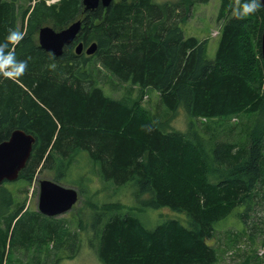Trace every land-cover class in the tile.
I'll return each instance as SVG.
<instances>
[{"label":"trees","instance_id":"obj_1","mask_svg":"<svg viewBox=\"0 0 264 264\" xmlns=\"http://www.w3.org/2000/svg\"><path fill=\"white\" fill-rule=\"evenodd\" d=\"M185 1L192 2L112 0L83 11L82 0H35L22 40L5 49L27 67L17 75L19 69L10 66L5 76L0 65V140L16 128L36 138L20 177L54 167L58 182L75 153L87 151L104 180L138 187L136 207H96L91 231L103 264H219L209 243L217 223L239 206L243 214L255 204L264 206V6L241 19L231 13L245 0H222L225 20L216 56L208 59L206 40L187 36L180 25L189 10ZM77 19L83 20L75 43L60 55L37 44V26L60 30ZM11 30L18 31L15 0H0V44ZM81 41L97 42L96 52L77 54ZM91 58L120 82L138 85L141 92L157 90L168 119L141 108L139 98L106 94L87 68ZM181 110L192 117L186 131L172 123ZM241 113L257 114L242 144L207 141L193 129V118ZM1 201L0 264L8 245L13 252L49 241L56 247L68 241L70 249L76 244L75 237L63 236L61 223L41 213L9 215L11 198ZM147 207L185 213L187 224L169 219L147 227L139 216Z\"/></svg>","mask_w":264,"mask_h":264},{"label":"rangeland","instance_id":"obj_2","mask_svg":"<svg viewBox=\"0 0 264 264\" xmlns=\"http://www.w3.org/2000/svg\"><path fill=\"white\" fill-rule=\"evenodd\" d=\"M155 1L175 4L183 0ZM46 2L53 4L59 0H46ZM15 3L17 30L23 34L28 26V18L35 0H15ZM184 5H187L189 10L186 13H184L186 10L182 11L180 25L187 36H194L202 41L206 40V58L214 59L220 41V30L225 20L221 13L222 0H192L191 4L185 1ZM29 8L30 12L23 18L24 12ZM179 11L181 12V9ZM238 11L239 3L233 9L231 16ZM37 32L38 26L35 33L36 40ZM96 62L91 58L87 68L90 70L91 77L99 82L106 94L115 98H139L141 108L160 115L163 120L168 119L170 113L162 104L160 93L157 90L147 87L143 88L141 92L138 85L120 82L100 63ZM1 70L5 76L10 75V71L4 66L1 67ZM179 113L173 117L172 123L178 129L186 131L192 117H188L183 110ZM192 120L195 121L193 129L207 141L214 138L242 144L248 140L250 130L256 124L257 114L241 113L232 117L212 120L204 118L196 120L193 118ZM56 175L57 171L54 167H44L37 169L31 177H19L13 181L3 182L0 188V205L3 198L10 197L11 204L7 214L18 213L19 216L29 212L37 215L43 214L39 209L40 180H57ZM58 183L66 187H75L79 191V199L66 212L55 216H45L53 222L61 223L65 229L63 236L68 237L67 240L75 237L76 244L70 249L68 241H64L58 247L54 245V242L49 241L41 247L35 245L29 250L15 249L13 252L8 245L4 264H37L40 256L41 264H103L97 255V239L91 231L97 205L101 206L106 202H121L127 207H136L138 204L136 196L138 187L134 182L117 186L104 180L87 151L75 153L64 176L61 175L58 178ZM146 198H148L147 195L141 196V199ZM258 199L260 200V198ZM244 212L245 208L239 206L216 225L215 234L210 238L209 243H212L217 251L219 264H264V206L255 204L247 214H243ZM139 216L150 228L169 219H177L185 225L188 221L185 213L174 211L169 207H147ZM0 223L4 226L2 218ZM40 250H42V254L38 256Z\"/></svg>","mask_w":264,"mask_h":264},{"label":"water","instance_id":"obj_3","mask_svg":"<svg viewBox=\"0 0 264 264\" xmlns=\"http://www.w3.org/2000/svg\"><path fill=\"white\" fill-rule=\"evenodd\" d=\"M112 0H82L84 10L95 9L100 4L107 6ZM82 20L70 22L61 30L50 25L41 26L38 39L42 48L60 55L65 45L72 43L81 29ZM261 54L264 59V29L261 35ZM98 48L97 42L85 46L81 41L76 47V53L83 50L87 55H93ZM36 138L33 134L21 128L14 129L9 138L0 142V184L5 180L13 181L19 178L33 151ZM79 199V191L75 187H66L55 180H40L39 209L47 216H55L70 210Z\"/></svg>","mask_w":264,"mask_h":264},{"label":"clouds","instance_id":"obj_4","mask_svg":"<svg viewBox=\"0 0 264 264\" xmlns=\"http://www.w3.org/2000/svg\"><path fill=\"white\" fill-rule=\"evenodd\" d=\"M262 6H264V0H245L237 13L238 18L243 19L245 16L255 13ZM22 38L21 32L11 30L6 37V43L0 44V65L4 66L5 69L10 66L18 68L19 72L17 75L23 74L24 69L27 67V62L18 60L13 51H5V49L8 48L9 43H19Z\"/></svg>","mask_w":264,"mask_h":264},{"label":"flooded vegetation","instance_id":"obj_5","mask_svg":"<svg viewBox=\"0 0 264 264\" xmlns=\"http://www.w3.org/2000/svg\"><path fill=\"white\" fill-rule=\"evenodd\" d=\"M82 4H83V3H82ZM83 11H86V10L83 9ZM83 13H84V12H83ZM82 20H83V19H82ZM46 25H49V24H46ZM43 26H44V25H43ZM50 26H51V25H50ZM52 27H53V26H52ZM39 29H40V28H39ZM55 29H56V28H55ZM56 30H58V29H56ZM38 34H39V31L37 32V40H36V41H37V44H39V46L41 47L40 42H39V39H38ZM75 40H76V39H75ZM75 40L73 41L74 43H75ZM73 42H72V43H73ZM78 43H79V42H78ZM67 45H68V44H67ZM75 47H76V45H75ZM52 53H53V52H52ZM82 53H85V50H83ZM53 54H54V53H53ZM54 55H55V54H54ZM9 136H10V135H9ZM8 138H9V137H8ZM8 138H7V139H8ZM4 140H6V139H4ZM1 141H3V140H0V142H1ZM0 187H1V184H0Z\"/></svg>","mask_w":264,"mask_h":264},{"label":"bare ground","instance_id":"obj_6","mask_svg":"<svg viewBox=\"0 0 264 264\" xmlns=\"http://www.w3.org/2000/svg\"><path fill=\"white\" fill-rule=\"evenodd\" d=\"M81 20H82V19H81ZM75 21H76V20H75ZM42 26H43V25H42ZM40 27H41V26H40ZM40 27H39V28H40ZM38 31H39V30H38Z\"/></svg>","mask_w":264,"mask_h":264}]
</instances>
